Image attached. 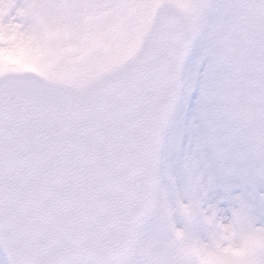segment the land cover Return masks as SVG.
Masks as SVG:
<instances>
[{"label":"snow or ice","instance_id":"1","mask_svg":"<svg viewBox=\"0 0 264 264\" xmlns=\"http://www.w3.org/2000/svg\"><path fill=\"white\" fill-rule=\"evenodd\" d=\"M194 89L212 166L181 190ZM258 186L264 0H0V264H264Z\"/></svg>","mask_w":264,"mask_h":264},{"label":"rangeland","instance_id":"2","mask_svg":"<svg viewBox=\"0 0 264 264\" xmlns=\"http://www.w3.org/2000/svg\"><path fill=\"white\" fill-rule=\"evenodd\" d=\"M200 55V52H199ZM195 65L193 63L186 65V74H191L195 70ZM189 92H185L187 95ZM193 91H191V94ZM183 115L181 117L180 111L181 107L179 106L177 109V112L174 115V119L172 120V123H170V127L168 130L169 136L172 134V137L170 139L171 146L168 151L171 158L169 161L163 160L161 164V173L162 178L166 182L167 176L172 175L176 179L177 186L183 190L185 185L187 184V171L185 168L186 164H191V161H188L186 157H192L194 155L187 154L185 155V146L188 143V137L186 135H183L181 132V129L183 126H185L186 132L188 133L189 127L185 125V123L189 120L188 117L193 118V121L195 122V129H196V135L195 138L200 141L201 140V133L199 132L202 125L207 124L201 123V108L199 103V90H198V96L195 97V100L193 101V107L192 109H189L190 100L185 101L184 103H181ZM185 106V107H184ZM207 131H208V125L206 126V147L200 149V143L198 146H196L194 153L196 155L193 158L192 162H197L199 165V168L201 171H207L212 166V156H213V150L212 145L209 143L207 139ZM198 132V133H197ZM183 142V144H182ZM225 189L224 182L218 181V186L215 189L214 193L212 195V199L215 200L219 195L223 194ZM241 189L237 188L235 191H240ZM249 191L252 189L249 188ZM257 191H264V186H258L256 188Z\"/></svg>","mask_w":264,"mask_h":264}]
</instances>
